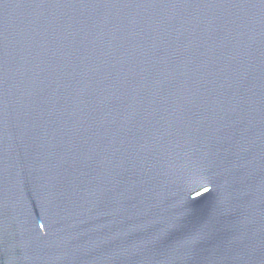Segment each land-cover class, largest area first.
<instances>
[{"label":"water","instance_id":"1","mask_svg":"<svg viewBox=\"0 0 264 264\" xmlns=\"http://www.w3.org/2000/svg\"><path fill=\"white\" fill-rule=\"evenodd\" d=\"M0 264H264V0H0Z\"/></svg>","mask_w":264,"mask_h":264}]
</instances>
